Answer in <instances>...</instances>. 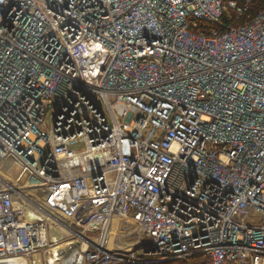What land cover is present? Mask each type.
Instances as JSON below:
<instances>
[{"label":"built area","instance_id":"obj_1","mask_svg":"<svg viewBox=\"0 0 264 264\" xmlns=\"http://www.w3.org/2000/svg\"><path fill=\"white\" fill-rule=\"evenodd\" d=\"M250 1L0 0V258L41 262L50 206L89 223L67 234L86 264H264V9L231 25Z\"/></svg>","mask_w":264,"mask_h":264},{"label":"bare ground","instance_id":"obj_2","mask_svg":"<svg viewBox=\"0 0 264 264\" xmlns=\"http://www.w3.org/2000/svg\"><path fill=\"white\" fill-rule=\"evenodd\" d=\"M91 79L93 80V76L92 75H91ZM1 168L5 172L2 173L0 171V179L3 182L6 181V182L9 183L10 181H8V178H9V176H11L10 175L11 174V171L10 170L12 168V162L10 160L3 161L2 163H0V169ZM30 179H32V178H30ZM30 179H27V180H30ZM12 182H16V179L14 178V180ZM34 182H35V180L32 179V181L31 182L28 181L27 184L34 183ZM26 193L28 194V196L30 198L37 200V198L34 196L35 191L33 189L27 190ZM15 202H17V199H15ZM45 208L47 210L45 212H47L51 216L55 217L58 221L61 222V224H63L62 227H64V228L62 230H63V232L65 234H66V232L71 233V232H82L83 231V229H79V230H75V231L74 230H71L67 226V221L68 220L65 219L67 216H69L70 218H74L75 219L76 218L75 213L77 211V208H74V209L68 210V211H63V212L56 211L53 208H51L50 206H45ZM51 213H53V214H51ZM93 218H94V216H93ZM90 219H92V216H91ZM33 220H34V218H30L29 217V220L28 221H33ZM76 222L78 223L77 225L80 226V228H87V226L89 224V223H85V222L83 223L81 221L80 222L76 221ZM91 222H92L91 225L92 224H95V226L99 223V221L97 222V219L96 218H95V223H93V221H91ZM118 226H119L118 218L116 216L112 217V219H111V230L109 231V233L107 235V238H106V242H107V246L108 247L115 246V244L118 245V243L116 242L118 238H121V239H123V241H125V242H122L121 245L119 244L120 247H127L129 245V243H132V241L134 242L135 239H136V237H133L132 234L129 235V238H124L123 236H126V235H125L124 232L119 231ZM83 245H86V242L85 241H84ZM80 246L81 245H79V247H78V252H79ZM54 248H52L49 252L53 251ZM82 249H84V246H82ZM0 262H1V264H30V263H32V261H30L29 258H27L26 256H23V255H17V256L0 258Z\"/></svg>","mask_w":264,"mask_h":264},{"label":"rangeland","instance_id":"obj_3","mask_svg":"<svg viewBox=\"0 0 264 264\" xmlns=\"http://www.w3.org/2000/svg\"><path fill=\"white\" fill-rule=\"evenodd\" d=\"M75 150H77V147ZM0 171L2 173L5 172L2 168L0 169ZM13 180H14V178H11V176H9L8 181L11 182V183L9 182V185L12 187L15 186L14 182H12ZM4 185L5 184L0 182V188ZM31 189H33L32 186H29V188H26V191L31 190ZM65 219L68 220L67 226L71 230L75 231V230L83 229V231H84L86 229V228H80V226L77 225L78 223L76 221H78V220L76 218H75L76 219L75 220L74 218H70L69 216H67ZM94 220H95V217L94 218L92 217L91 221L94 222ZM78 222H80V221H78ZM66 234H69V232H66ZM98 235H99V233L91 234V233L87 232L84 236L86 239H93V238L97 239ZM79 245L80 244H78L76 240L69 241V242L61 245L62 246L61 248L58 249L57 247H55L53 249V251H51V253L46 254L45 260H41V262H40L39 258L35 257L32 262H33V264H36V260H37L38 262H40V264H45L44 261H46L47 264H86L83 260L84 259L83 256L78 252ZM77 256H78V258H77ZM64 257L67 259L66 261H65ZM201 262H202V260H198V261L192 260V261H189L188 264H200ZM0 264H1V262H0Z\"/></svg>","mask_w":264,"mask_h":264},{"label":"trees","instance_id":"obj_4","mask_svg":"<svg viewBox=\"0 0 264 264\" xmlns=\"http://www.w3.org/2000/svg\"><path fill=\"white\" fill-rule=\"evenodd\" d=\"M241 1L245 2V0H241ZM263 9H264V0H251L249 2L248 11L243 15L242 19L239 21L233 22L231 25L235 27V26H238L239 24H243L244 21H246L247 17H253L255 14H257ZM192 260L194 261L202 260L200 264H210V260L204 256H196V257L189 258L185 261L175 260V261H170V262L161 263V264H188V262Z\"/></svg>","mask_w":264,"mask_h":264},{"label":"water","instance_id":"obj_5","mask_svg":"<svg viewBox=\"0 0 264 264\" xmlns=\"http://www.w3.org/2000/svg\"><path fill=\"white\" fill-rule=\"evenodd\" d=\"M38 194L46 199V193H43L41 191L38 192ZM17 207H15L16 209ZM30 218H32L31 216H29ZM28 217V218H29ZM83 223L85 222V219L83 218H79ZM74 233V232H72ZM47 238H48V242L51 245V247H58L64 243H67L69 241L74 240V236H67V234H65L63 232V230L57 228L56 226H54V224H49L47 226ZM154 263V262H153ZM166 263V262H165ZM156 264V263H154Z\"/></svg>","mask_w":264,"mask_h":264},{"label":"crops","instance_id":"obj_6","mask_svg":"<svg viewBox=\"0 0 264 264\" xmlns=\"http://www.w3.org/2000/svg\"><path fill=\"white\" fill-rule=\"evenodd\" d=\"M28 181L31 182L32 179H30V180H28ZM61 247H62V246H59V247H57V248L59 249V248H61ZM54 251H55V250H54ZM49 253H51V252H48L47 254H49ZM45 258H46V255L44 256V258H43L42 260H45ZM64 259H65V261L67 260L65 257H64ZM44 262H45V264H47L46 261H44ZM37 263L40 264V262H38V261L36 260V264H37ZM30 264H33V262L30 263Z\"/></svg>","mask_w":264,"mask_h":264}]
</instances>
